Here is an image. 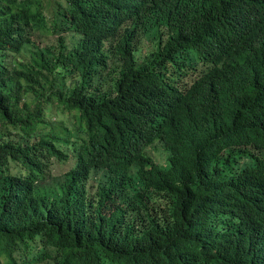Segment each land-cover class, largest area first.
Wrapping results in <instances>:
<instances>
[{"label": "trees", "instance_id": "trees-1", "mask_svg": "<svg viewBox=\"0 0 264 264\" xmlns=\"http://www.w3.org/2000/svg\"><path fill=\"white\" fill-rule=\"evenodd\" d=\"M195 2L0 0V264H264V0Z\"/></svg>", "mask_w": 264, "mask_h": 264}, {"label": "rangeland", "instance_id": "rangeland-1", "mask_svg": "<svg viewBox=\"0 0 264 264\" xmlns=\"http://www.w3.org/2000/svg\"><path fill=\"white\" fill-rule=\"evenodd\" d=\"M64 118L65 117H63V116H58L57 117V121H59L61 119H64ZM52 120H54V118ZM161 149H162L161 145L160 144H156L153 147L149 148L148 152H149V154H151L153 156V158L155 159L156 162H158L159 164L164 166L165 163H166V160L164 161L162 155L159 154ZM165 155H166V153L164 154V157H165ZM60 172H62V170H61V167L58 166L56 172L54 173V175L58 176Z\"/></svg>", "mask_w": 264, "mask_h": 264}, {"label": "clouds", "instance_id": "clouds-1", "mask_svg": "<svg viewBox=\"0 0 264 264\" xmlns=\"http://www.w3.org/2000/svg\"><path fill=\"white\" fill-rule=\"evenodd\" d=\"M194 1V0H193ZM197 2H195L194 4H191L190 7H194V6H201L202 4H204L206 1L208 0H195ZM264 13V9L262 11ZM254 27L257 28L258 32L260 33V42H259V46H264V27H260V24H255ZM257 46L252 54V56L257 55L259 53L260 47ZM159 144V143H157Z\"/></svg>", "mask_w": 264, "mask_h": 264}]
</instances>
